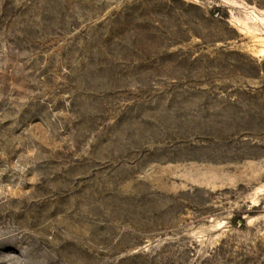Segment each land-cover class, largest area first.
I'll list each match as a JSON object with an SVG mask.
<instances>
[{
  "label": "rangeland",
  "instance_id": "1",
  "mask_svg": "<svg viewBox=\"0 0 264 264\" xmlns=\"http://www.w3.org/2000/svg\"><path fill=\"white\" fill-rule=\"evenodd\" d=\"M0 264H264V0H0Z\"/></svg>",
  "mask_w": 264,
  "mask_h": 264
},
{
  "label": "clouds",
  "instance_id": "2",
  "mask_svg": "<svg viewBox=\"0 0 264 264\" xmlns=\"http://www.w3.org/2000/svg\"><path fill=\"white\" fill-rule=\"evenodd\" d=\"M9 237L20 238L23 236L15 229L0 226V240H4ZM23 264H48V260L46 258H38L35 260L25 261Z\"/></svg>",
  "mask_w": 264,
  "mask_h": 264
}]
</instances>
